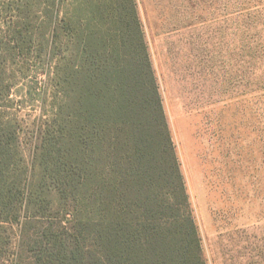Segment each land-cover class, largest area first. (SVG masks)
Listing matches in <instances>:
<instances>
[{
	"label": "trees",
	"instance_id": "1",
	"mask_svg": "<svg viewBox=\"0 0 264 264\" xmlns=\"http://www.w3.org/2000/svg\"><path fill=\"white\" fill-rule=\"evenodd\" d=\"M0 264H207L136 0H0Z\"/></svg>",
	"mask_w": 264,
	"mask_h": 264
},
{
	"label": "rangeland",
	"instance_id": "2",
	"mask_svg": "<svg viewBox=\"0 0 264 264\" xmlns=\"http://www.w3.org/2000/svg\"><path fill=\"white\" fill-rule=\"evenodd\" d=\"M136 3L206 263L264 264V0ZM44 66L14 87L26 126Z\"/></svg>",
	"mask_w": 264,
	"mask_h": 264
}]
</instances>
